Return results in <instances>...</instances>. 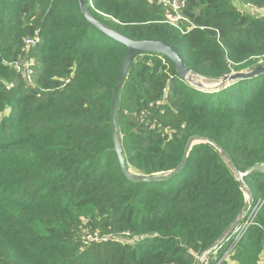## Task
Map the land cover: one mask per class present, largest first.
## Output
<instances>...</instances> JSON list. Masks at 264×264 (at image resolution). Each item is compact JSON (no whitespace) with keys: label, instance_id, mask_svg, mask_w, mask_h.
<instances>
[{"label":"trees","instance_id":"obj_1","mask_svg":"<svg viewBox=\"0 0 264 264\" xmlns=\"http://www.w3.org/2000/svg\"><path fill=\"white\" fill-rule=\"evenodd\" d=\"M156 1L85 0L98 21L133 41L167 43L204 79L264 63V13L237 10L264 9V0H187L184 13L198 28L186 35L161 23ZM35 34L40 42L26 46ZM126 51L85 21L78 0H0V264H195L242 210L220 151L235 173L264 163V74L204 92L167 58L136 56L119 102L128 168L165 175L190 137L209 143L192 146L171 179L133 183L110 126ZM29 59L30 82L14 66ZM243 181L252 201L264 200V173ZM94 232L106 240L84 246ZM228 248L207 264H264V204L222 260Z\"/></svg>","mask_w":264,"mask_h":264},{"label":"water","instance_id":"obj_2","mask_svg":"<svg viewBox=\"0 0 264 264\" xmlns=\"http://www.w3.org/2000/svg\"><path fill=\"white\" fill-rule=\"evenodd\" d=\"M78 3H79L81 14L83 15L85 21L90 26L95 28L97 32H99L102 36L107 37L127 48V51L123 57V60L121 62V65L118 71L115 86L113 87V90H112L111 103H110V126H111V133H112V141H113L114 150H115L122 174L125 176V178H127L130 182H133V183L164 182V181L171 179L173 176H175L185 167L187 160H188V155H189V152L192 146L198 143H203V142L209 143V142L201 139L198 136L190 137L186 142L181 163L174 170L170 171L169 173L165 175L146 176V175L133 173L127 166V163L124 157L123 146L121 142L120 127H119L120 94H121V90L124 85V82L126 80L127 74L129 72L130 66L132 64V61L138 55L154 54V55H161L167 58L173 64L175 71L177 73V76L181 80L186 79V77L189 74H194V73H192L191 70L186 66L180 54L167 43L161 42V41H133V40H130L127 37L121 35L120 33L116 32L112 28L106 26L102 22L95 19L91 15L86 5L85 0H78ZM263 74H264V63L246 72H236V73H231L227 76H224L220 81L221 82L220 85H223L226 83H227L226 85H230L234 82L251 79V78L263 75ZM218 90L220 89L216 88V89L207 90L206 92H217ZM210 144L214 148H216L214 144L212 143ZM220 154L226 160V164L228 168L232 170V172H234L235 179L237 183L239 184L240 188L246 190V187L244 185L242 178L238 176V173H235L232 167V164L230 163L226 155L222 151H220ZM246 193L248 194V192ZM248 195L250 197V194ZM247 207H248V200H245L244 206L242 210L240 211V213L238 214V216L230 224V226L223 232L220 238L213 244L209 252H211L212 249L220 246L230 236L233 229L239 223ZM195 264H202L200 258L197 259Z\"/></svg>","mask_w":264,"mask_h":264},{"label":"built area","instance_id":"obj_3","mask_svg":"<svg viewBox=\"0 0 264 264\" xmlns=\"http://www.w3.org/2000/svg\"><path fill=\"white\" fill-rule=\"evenodd\" d=\"M186 2H187V0H157L156 1V4L159 5L164 12V20L161 21V23H164V24L172 27L173 29L177 30L181 35H186L190 31L198 28L190 20V18L187 17L184 13V9L186 8ZM237 10L242 15H244V14L256 15V14L264 13L263 8H255L250 4L239 6L237 8ZM97 12L104 17H108L105 14L100 13L99 11H97ZM108 18H110L114 22H117V20H115L114 18H111V17H108ZM39 42H40V38L37 34H35L33 37H29V38H26L24 40L25 45L28 47H30V46L33 47L36 44H38ZM34 64H35L34 59H29V60H25L21 64L16 63L14 66L16 68V71L23 73L26 80L28 82H30L31 76H32L33 70H34ZM193 75L199 77L202 80H205L204 78H202L196 74H193ZM184 81L189 86L196 89L195 86H193L191 83L187 82L188 76L186 77V79H184ZM68 82H69V79H67L65 81V83H68ZM163 92H165V90ZM253 171H260V172L264 173V163H260V164L253 166L250 170H248L245 173H238V176L241 177L243 180L244 176H246L248 173H251ZM244 185L246 187V190H244L242 188H240V189L243 192V196H244L245 200H248V207H247L246 211L243 213L239 223L233 229L230 236L220 246L212 249V251L209 253L216 254L217 250H219L224 244H228L229 248H228L224 258L226 256H229V254L234 250L236 245L243 239L247 230L252 225H254V220H255L258 212L260 211L261 207L263 206L264 200L259 199L257 201H252L251 197H249V195H248V194H250L249 189L245 183H244ZM246 192H248V194ZM125 235H128V234H125ZM82 240H83L84 246H87L91 242H99V241H104L106 239L104 237L100 236L98 232H94V233L84 234ZM209 253L207 252V253H205L199 257L202 264H207V262H208L207 256Z\"/></svg>","mask_w":264,"mask_h":264},{"label":"rangeland","instance_id":"obj_4","mask_svg":"<svg viewBox=\"0 0 264 264\" xmlns=\"http://www.w3.org/2000/svg\"><path fill=\"white\" fill-rule=\"evenodd\" d=\"M259 63H262V61H260ZM252 67H248V68H245V69H243L242 71H239V72H246V71H248V70H250ZM233 73H236V72H233ZM202 80V79H201ZM203 81H205L206 83H213L214 85H219L217 88H219V89H221V88H223V87H225V85L227 84H223V85H220V81H221V79H219V80H208V79H205V80H203ZM188 83H191L193 86H195L196 87V89L198 88V90L199 91H204V92H206L207 91V89H204V87H203V82L201 81V82H199L198 84H195V83H193L192 81H187ZM202 83V84H201ZM214 89H216V88H214ZM7 114V111L5 112V113H3V114H0V121H1V119L3 118V116H5ZM133 173H135V174H138L136 171H132ZM205 258V257H204ZM222 260H228V256H226L225 258H223ZM230 262V261H229Z\"/></svg>","mask_w":264,"mask_h":264},{"label":"bare ground","instance_id":"obj_5","mask_svg":"<svg viewBox=\"0 0 264 264\" xmlns=\"http://www.w3.org/2000/svg\"><path fill=\"white\" fill-rule=\"evenodd\" d=\"M188 80L192 81L195 84H198L199 82L202 81L204 89H207V90H211V89L217 88L219 86V85H214L213 83H211V84L210 83H206L205 81L201 80L199 77H197V76H195L193 74H191V75L189 74L188 75Z\"/></svg>","mask_w":264,"mask_h":264}]
</instances>
